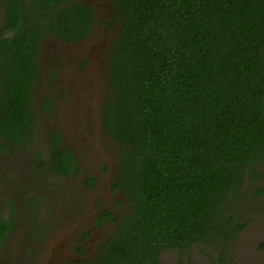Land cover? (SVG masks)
<instances>
[{
	"label": "trees",
	"instance_id": "trees-1",
	"mask_svg": "<svg viewBox=\"0 0 264 264\" xmlns=\"http://www.w3.org/2000/svg\"><path fill=\"white\" fill-rule=\"evenodd\" d=\"M116 5L122 27L111 49L102 118L123 148L119 184L132 209L122 218L104 211L99 220L117 221V233L86 264H165V251L231 239L247 224L242 214L264 197V0ZM0 18L6 148L34 133L43 40L55 35L76 44L92 37L96 10L81 0H0ZM50 142V170L79 175L81 162L63 134L54 132ZM96 181L87 175V186ZM16 213L12 203L9 217L0 214V246Z\"/></svg>",
	"mask_w": 264,
	"mask_h": 264
},
{
	"label": "rangeland",
	"instance_id": "rangeland-1",
	"mask_svg": "<svg viewBox=\"0 0 264 264\" xmlns=\"http://www.w3.org/2000/svg\"><path fill=\"white\" fill-rule=\"evenodd\" d=\"M81 1L96 10L94 35L77 45L55 35L43 40L32 93L34 133L26 143L6 148L0 136V214L8 217L12 203L17 207L15 228L0 246V264H86L117 233V221L98 224L103 211L122 218L132 209L119 184L123 148L102 124L111 93V49L122 22L115 15L116 0ZM49 96L54 108L47 113ZM55 130L78 156L83 168L79 175L63 176L48 167ZM87 175L97 178L94 188L87 186ZM242 215L247 224L231 239L165 251L163 263L264 264V197Z\"/></svg>",
	"mask_w": 264,
	"mask_h": 264
},
{
	"label": "flooded vegetation",
	"instance_id": "flooded-vegetation-1",
	"mask_svg": "<svg viewBox=\"0 0 264 264\" xmlns=\"http://www.w3.org/2000/svg\"><path fill=\"white\" fill-rule=\"evenodd\" d=\"M96 17H97V14H96ZM95 25H96V23H95ZM95 32V31H94ZM94 35V34H93ZM91 38V37H90ZM90 38H88V39H90ZM88 39H86V40H88ZM86 40H84V41H86ZM84 41H82V42H84ZM82 42H79V43H76V44H73V45H77V44H82ZM71 44V43H70ZM52 72H54V74L52 73ZM51 73H52V78H56V70L54 69V70H52L51 71ZM38 81V80H37ZM50 100V104L48 105V107L46 108L45 107V103H46V101L47 100ZM105 104V103H104ZM54 108V100H53V98L52 97H47L46 99H45V102H44V109H45V111L47 112V113H50L51 111H52V109ZM103 108H104V106H103ZM37 117V116H36ZM103 117V116H102ZM102 124H103V118H102ZM104 127V126H103ZM56 131H59V130H55L54 132H56ZM106 131V130H105ZM53 132V133H54ZM59 132H61V131H59ZM52 133V134H53ZM62 133V132H61ZM63 134V133H62ZM63 136H64V134H63ZM51 137H52V135H51ZM50 141H51V138H50ZM64 145L66 146V147H68L67 145H66V142H65V136H64ZM69 148V147H68ZM71 149V148H70ZM52 151H53V149H52ZM51 154H52V152H51ZM51 157V156H50ZM78 157V156H77ZM81 166H82V164H81ZM83 169V168H82ZM93 177H95V176H93ZM96 178V177H95ZM96 180H97V178H96ZM96 185H97V181H96ZM95 185V186H96ZM94 186V187H95ZM89 187V186H88ZM94 187H89V188H94ZM105 211H109V210H105ZM109 212H111V213H113L114 215H116V213H114L113 211H109ZM103 213H104V211H103ZM103 213L98 217V224H105V223H107V222H111V221H114V220H109V221H100L99 219L101 218V216L103 215ZM117 216V215H116ZM9 217V216H8ZM15 228V227H14ZM14 230V229H13ZM11 236V235H10ZM10 236H9V238H10ZM8 238V239H9ZM7 239V240H8ZM7 240H6V242H7ZM5 242V243H6ZM4 243V244H5ZM72 264V263H71Z\"/></svg>",
	"mask_w": 264,
	"mask_h": 264
}]
</instances>
